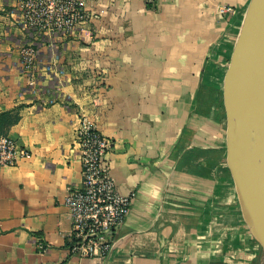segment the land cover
<instances>
[{
  "label": "crops",
  "instance_id": "obj_1",
  "mask_svg": "<svg viewBox=\"0 0 264 264\" xmlns=\"http://www.w3.org/2000/svg\"><path fill=\"white\" fill-rule=\"evenodd\" d=\"M249 2L85 0L96 15L89 34L54 46L33 39L34 91L20 53L29 34L17 2L0 0V113L20 107L8 135L32 152L0 166V264H100L70 252L64 203L82 180L75 131L84 113L112 140L111 175L132 196L103 264H264V230L241 194L225 103Z\"/></svg>",
  "mask_w": 264,
  "mask_h": 264
},
{
  "label": "built area",
  "instance_id": "obj_2",
  "mask_svg": "<svg viewBox=\"0 0 264 264\" xmlns=\"http://www.w3.org/2000/svg\"><path fill=\"white\" fill-rule=\"evenodd\" d=\"M15 1L20 11L18 23L30 37L20 50L23 70L28 76L27 88L39 91L38 45L33 39L45 37L54 46L59 38L74 36L80 31L87 35L89 30L83 28L96 15L89 11L85 0ZM225 9L232 10V7ZM46 93L47 101L53 102L55 96L49 90ZM75 144L82 163V180L80 185L68 187L64 201L72 222L69 249L81 257L96 256L103 264L104 257L115 245V233L130 214L132 196L117 189L107 157L112 140L88 114L81 116ZM31 155L32 152L17 140L0 135V166L16 165ZM37 245L42 252L48 249L42 239Z\"/></svg>",
  "mask_w": 264,
  "mask_h": 264
},
{
  "label": "water",
  "instance_id": "obj_3",
  "mask_svg": "<svg viewBox=\"0 0 264 264\" xmlns=\"http://www.w3.org/2000/svg\"><path fill=\"white\" fill-rule=\"evenodd\" d=\"M231 117L233 162L241 194L264 230V0H250L225 74ZM261 119V137L253 145V128Z\"/></svg>",
  "mask_w": 264,
  "mask_h": 264
},
{
  "label": "trees",
  "instance_id": "obj_4",
  "mask_svg": "<svg viewBox=\"0 0 264 264\" xmlns=\"http://www.w3.org/2000/svg\"><path fill=\"white\" fill-rule=\"evenodd\" d=\"M20 107L0 113V132L2 135H8L12 126L21 118Z\"/></svg>",
  "mask_w": 264,
  "mask_h": 264
},
{
  "label": "bare ground",
  "instance_id": "obj_5",
  "mask_svg": "<svg viewBox=\"0 0 264 264\" xmlns=\"http://www.w3.org/2000/svg\"><path fill=\"white\" fill-rule=\"evenodd\" d=\"M261 128H262V121L261 119H258L256 126L253 128V145H257L260 141ZM259 161L261 165L264 167V148L259 154Z\"/></svg>",
  "mask_w": 264,
  "mask_h": 264
},
{
  "label": "rangeland",
  "instance_id": "obj_6",
  "mask_svg": "<svg viewBox=\"0 0 264 264\" xmlns=\"http://www.w3.org/2000/svg\"><path fill=\"white\" fill-rule=\"evenodd\" d=\"M226 103V102H225ZM227 104V103H226ZM227 110H228V107H227Z\"/></svg>",
  "mask_w": 264,
  "mask_h": 264
}]
</instances>
